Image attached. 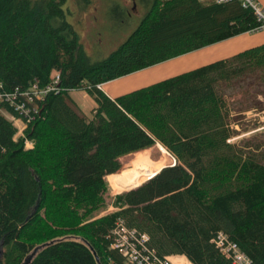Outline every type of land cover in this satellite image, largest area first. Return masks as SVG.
<instances>
[{"label":"trees","instance_id":"trees-1","mask_svg":"<svg viewBox=\"0 0 264 264\" xmlns=\"http://www.w3.org/2000/svg\"><path fill=\"white\" fill-rule=\"evenodd\" d=\"M66 1L0 0V264H130L111 249L119 224L147 236L144 248L158 259L233 264L212 242L221 233L264 264V142L229 141L240 135L233 114L261 107L264 44L114 100L99 89L254 32L253 10L237 0H150L129 37L94 61ZM55 71V90L34 97ZM77 91L93 98L91 118L74 103ZM17 105L28 116L16 137ZM157 144L175 165L146 182L141 167L125 170L126 190L144 183L96 217L120 159ZM157 157H147L155 170L166 161Z\"/></svg>","mask_w":264,"mask_h":264},{"label":"rangeland","instance_id":"rangeland-1","mask_svg":"<svg viewBox=\"0 0 264 264\" xmlns=\"http://www.w3.org/2000/svg\"><path fill=\"white\" fill-rule=\"evenodd\" d=\"M65 4L64 10L66 11L65 17L67 21L79 35L85 52L94 61L102 60L112 53L137 28L136 26L141 20V16H138L141 11L140 8H138L139 12L137 14H135L136 12H132L131 17H128L122 14L121 4L118 1L67 0ZM120 17L123 21L119 20ZM71 95L74 103L81 108L85 116L91 118L92 109L95 106L93 98L84 91L73 92ZM255 98L261 107L252 108L245 115L235 113L230 118L232 120V128L240 132V135L233 137V142L238 143L246 139L253 144L264 142V97L256 95ZM245 129L248 130L243 133ZM158 146L161 145L157 144L144 152L142 151L145 154L140 157L135 158L137 154L135 153L120 159L122 167L117 172L118 174H112L106 178L108 182V191L105 195L106 206L96 217H101L115 210L112 206L114 196L131 191L139 186L126 190L127 188L123 185L125 170L130 171L141 167V170L147 175V179L156 172L147 158L149 152L158 155L157 158L159 160H161L160 158L166 160L163 163V167H169L174 163L173 157L164 148L165 152L160 151ZM176 258L182 257H173L174 262H176Z\"/></svg>","mask_w":264,"mask_h":264},{"label":"crops","instance_id":"crops-1","mask_svg":"<svg viewBox=\"0 0 264 264\" xmlns=\"http://www.w3.org/2000/svg\"><path fill=\"white\" fill-rule=\"evenodd\" d=\"M264 7V0H260ZM264 44V33H245L229 40L207 46L195 52H190L178 58L166 61L150 68L138 71L111 82L100 85V90L110 99L130 93L143 87L185 72L209 65L218 60L228 59L237 53ZM95 105V104H94ZM95 106L93 107V109ZM250 111V110H249ZM248 112V111H247ZM188 264H191L188 262Z\"/></svg>","mask_w":264,"mask_h":264},{"label":"built area","instance_id":"built-area-1","mask_svg":"<svg viewBox=\"0 0 264 264\" xmlns=\"http://www.w3.org/2000/svg\"><path fill=\"white\" fill-rule=\"evenodd\" d=\"M218 3L228 2L230 0H216ZM240 4L245 8H251L253 10L255 16L257 17V22L260 25L252 31L253 34L257 32L264 33V7L261 5L260 0H237ZM60 73L55 71L51 75V83L42 88L38 89L37 86H33L32 92L34 93V97L37 99H42L49 91L55 90L54 86L59 84ZM100 88V86H99ZM2 96H0V100H2ZM16 110L20 112L21 118L9 117L14 122L17 127L16 137L22 135L23 130L25 129V122L23 117L28 116V112L26 109H23V106H16ZM259 115V114H258ZM264 118V117H263ZM19 123V124H18ZM231 141V140H229ZM28 147H31L30 144L27 143ZM175 164L174 157L172 158ZM215 239H212V242L215 243L216 247L220 250L224 257L230 259L233 264H252L250 259H248L239 249L238 247L230 243L223 234L219 233ZM114 241L111 244V249L119 251V254L123 256L127 263L134 264H187L188 261H185L184 258H179L176 262L172 261L171 258L165 257L163 259H158L157 257H152L151 253L147 249L144 248V243L148 240L147 236L142 235L138 237L135 231L128 230L122 224L116 226L113 230Z\"/></svg>","mask_w":264,"mask_h":264},{"label":"flooded vegetation","instance_id":"flooded-vegetation-1","mask_svg":"<svg viewBox=\"0 0 264 264\" xmlns=\"http://www.w3.org/2000/svg\"><path fill=\"white\" fill-rule=\"evenodd\" d=\"M120 2L122 8V14H125L128 17H131L132 12H139L138 8H140V12L138 16H141L140 19L144 17V13L147 12L148 3L151 2L150 0H111V2ZM123 3V4H122ZM119 20L123 21L120 17Z\"/></svg>","mask_w":264,"mask_h":264},{"label":"water","instance_id":"water-1","mask_svg":"<svg viewBox=\"0 0 264 264\" xmlns=\"http://www.w3.org/2000/svg\"><path fill=\"white\" fill-rule=\"evenodd\" d=\"M175 164H172L171 166H174ZM163 168H165V167H163ZM162 168V169H163ZM160 171H162V170H160ZM159 171V172H160ZM159 172H157V173H155V174H153L152 176H150L147 180H149V179H151L152 177H154V176H156V174H158ZM140 186V185H139ZM29 260H30V257L28 258V261L27 262H29Z\"/></svg>","mask_w":264,"mask_h":264},{"label":"bare ground","instance_id":"bare-ground-1","mask_svg":"<svg viewBox=\"0 0 264 264\" xmlns=\"http://www.w3.org/2000/svg\"><path fill=\"white\" fill-rule=\"evenodd\" d=\"M163 166H164V165H162L159 169H156V172H155V173L159 172V170L162 169ZM155 173H153V174H155ZM153 174H152V175H153ZM152 175H151V176H152ZM176 259H177V258H176ZM187 264H188V263H187Z\"/></svg>","mask_w":264,"mask_h":264}]
</instances>
